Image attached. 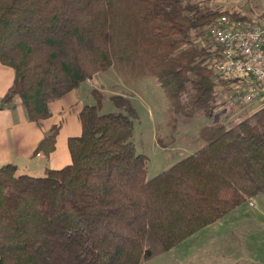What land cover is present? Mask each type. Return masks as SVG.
<instances>
[{
    "label": "trees",
    "instance_id": "trees-1",
    "mask_svg": "<svg viewBox=\"0 0 264 264\" xmlns=\"http://www.w3.org/2000/svg\"><path fill=\"white\" fill-rule=\"evenodd\" d=\"M223 14L243 17L190 0H0V61L16 72L3 102L20 95L30 120L45 119L52 101L115 66L157 79L172 122L214 119L228 80L198 39ZM102 100L83 107L70 164L41 176L0 165V264H142L264 193V105L201 126L192 154L148 178L132 101L114 95L118 111L102 113Z\"/></svg>",
    "mask_w": 264,
    "mask_h": 264
},
{
    "label": "crops",
    "instance_id": "crops-1",
    "mask_svg": "<svg viewBox=\"0 0 264 264\" xmlns=\"http://www.w3.org/2000/svg\"><path fill=\"white\" fill-rule=\"evenodd\" d=\"M224 9L249 19L261 20L264 18V0L261 4L252 0H225ZM110 69H113L114 72L109 73ZM118 73L115 66L98 72L78 88L52 101L50 103L51 115L36 121L29 119L20 95H15L9 103L3 102V98L14 84L16 72L13 67L0 61V165L12 163L17 166L18 173L41 176L47 168L60 169L70 164L72 157L68 141L70 137L79 136L82 133L80 114L83 107L87 104H96L97 94L103 98L100 108V112L103 113L112 112L116 106L112 101L114 95H123L132 101L131 94L136 90V85L130 86L125 82L122 74L119 76ZM109 74H112V79H109ZM150 78L152 77L140 79V87L147 85L146 82ZM155 81L157 82L156 86H160L157 79ZM262 100L252 102L254 108L247 116L263 106L264 101ZM55 128L58 130L54 139V147L50 148L49 144L44 141ZM199 144L200 142L197 143V146ZM195 150L192 149L190 154ZM251 202L253 203L251 204ZM263 225L264 193H261L193 236L199 237L204 231H207V235H210L207 239L211 240L214 235H221L216 238V241L226 239V242L224 245L220 243L218 247L214 248L216 251L221 249L219 252L230 251L232 249L230 242L234 240L239 244L236 249L244 246L246 250H249L246 246H251L252 239L248 231H252L253 234L257 233L258 229H264ZM246 253L247 256L243 255L239 260L240 264L264 263V249L262 252L253 250L246 251ZM206 255L209 256V253L206 252Z\"/></svg>",
    "mask_w": 264,
    "mask_h": 264
},
{
    "label": "rangeland",
    "instance_id": "rangeland-1",
    "mask_svg": "<svg viewBox=\"0 0 264 264\" xmlns=\"http://www.w3.org/2000/svg\"><path fill=\"white\" fill-rule=\"evenodd\" d=\"M190 1L198 3L205 9L226 10L224 9L225 0ZM252 1L261 4L263 0ZM198 42L203 46H210L212 42V52L217 51L216 44L210 36L200 38ZM212 57L214 61L213 54ZM211 67L213 69L212 65ZM108 72L113 73L114 71L110 69ZM118 72V75L121 76L122 72ZM109 75V79H112V74ZM122 76L130 86L136 85V90L131 94L133 105L138 112V118L134 120L133 140L138 152L148 156V178L173 166L183 157L189 155L192 149H197V143L200 142L199 130L201 126L210 121L213 122L215 119L231 125L244 119L254 108L253 103H244L237 98L236 88L232 84L233 80L225 78L228 80L227 83L218 87V107L214 119L201 113L192 118L183 114H175L177 120L172 122L168 110V99L162 87L156 86L155 79L150 78L146 82L147 85L140 87V79L136 81L132 77L123 74ZM142 80L144 79L142 78ZM112 111H118V108L115 106ZM248 233L252 239L251 246H246L249 250H246L244 246L236 249L239 244L234 240L230 242V247H232L230 251L227 250L226 253L223 250L219 252L221 249L216 251L214 248L218 247L220 243L224 245L226 239L216 241V238L221 235H214L211 240H208L210 235L204 231L201 236L194 237L192 235L193 237L187 238L185 243H180L171 250L160 253L142 264H240L239 260L243 255L247 256L246 251L262 252L264 249V229H258L254 234L252 231H248ZM206 252L209 253V256L206 255Z\"/></svg>",
    "mask_w": 264,
    "mask_h": 264
},
{
    "label": "built area",
    "instance_id": "built-area-1",
    "mask_svg": "<svg viewBox=\"0 0 264 264\" xmlns=\"http://www.w3.org/2000/svg\"><path fill=\"white\" fill-rule=\"evenodd\" d=\"M208 33L217 48L213 70L233 80L237 98L244 103L264 99V18L223 14Z\"/></svg>",
    "mask_w": 264,
    "mask_h": 264
}]
</instances>
